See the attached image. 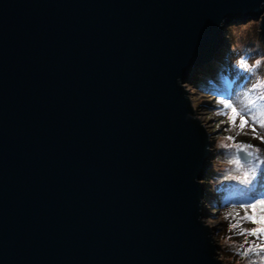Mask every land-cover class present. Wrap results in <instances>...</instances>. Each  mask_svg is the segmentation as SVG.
Wrapping results in <instances>:
<instances>
[{
  "label": "water",
  "instance_id": "1",
  "mask_svg": "<svg viewBox=\"0 0 264 264\" xmlns=\"http://www.w3.org/2000/svg\"><path fill=\"white\" fill-rule=\"evenodd\" d=\"M247 21L264 0H0V264H224L184 85Z\"/></svg>",
  "mask_w": 264,
  "mask_h": 264
},
{
  "label": "rangeland",
  "instance_id": "2",
  "mask_svg": "<svg viewBox=\"0 0 264 264\" xmlns=\"http://www.w3.org/2000/svg\"><path fill=\"white\" fill-rule=\"evenodd\" d=\"M224 36V44L212 63L196 70L198 75L184 85L197 118L210 136L212 161L216 157L215 153L225 155L227 160L210 169L214 177H219L218 185L223 184L221 191L215 192L210 185L211 174L208 173L203 180L207 195L203 201L204 219L212 227L219 258L228 254L233 257L232 264H264V234L250 235L261 225L245 219L253 214L252 209L249 207L248 212L240 218L247 223V228L242 231L244 240L248 238L251 241L246 247L237 244L232 232L227 233L222 229L220 220V210L227 206H247L253 198L264 196V164L253 162L257 163L258 171L255 177H249L251 183L247 184L242 182L248 168L246 162L240 160L239 164L230 163L231 159L227 155H236V145H250L257 152L264 151V128L259 127L258 123L254 125L249 116L245 115L249 122L241 130L240 118L237 117L233 124L230 110L223 106L225 100L233 102L237 108L246 105L248 100H257V105L250 107L253 112H258L260 104L264 103L258 99L264 95V39L255 21L229 26ZM257 59L261 60L258 67L255 65ZM253 127L256 128L255 132ZM235 159H238L237 155ZM260 214L257 209V215ZM254 247L256 250L252 251Z\"/></svg>",
  "mask_w": 264,
  "mask_h": 264
},
{
  "label": "snow or ice",
  "instance_id": "3",
  "mask_svg": "<svg viewBox=\"0 0 264 264\" xmlns=\"http://www.w3.org/2000/svg\"><path fill=\"white\" fill-rule=\"evenodd\" d=\"M259 101H264V95L259 96ZM235 103L239 104L240 101H235ZM257 100H248V103L246 105H242L240 108L234 107L233 102H230L228 100L224 101V108L229 109L231 112L230 120L233 124H235L236 118H240V128L241 130L248 124V120L245 119V115L249 116V119L253 122V124L259 125V127L264 128V103L260 104V108L258 112H253L252 107L250 106H256ZM223 114V113H222ZM253 132L256 131V128L253 127ZM264 140V138H262ZM237 151L241 153H245L242 159L245 160L246 164L248 165L247 170L244 173L243 181L244 183L250 184L251 180L249 179L250 176L255 177L256 173L258 171L257 169V163L264 164V151L257 152L254 150L250 145H236ZM251 158V159H249ZM257 163H253V162ZM235 164L240 163V158L234 159L232 161ZM245 210L247 208H251L253 214L251 216H246L245 219L251 221L252 223H258L261 225L260 228H257L253 230L250 235H258V234H264V196L254 200L250 205L244 206ZM257 209H259L260 215H257ZM256 247H260L257 245ZM256 248L254 247L252 251H255ZM247 255V252L244 253Z\"/></svg>",
  "mask_w": 264,
  "mask_h": 264
},
{
  "label": "trees",
  "instance_id": "4",
  "mask_svg": "<svg viewBox=\"0 0 264 264\" xmlns=\"http://www.w3.org/2000/svg\"><path fill=\"white\" fill-rule=\"evenodd\" d=\"M198 73L199 72H196L195 75L197 76ZM227 155L230 157L229 159H231V161H229L230 163L235 159V156H236L234 154H232V155L227 154ZM215 156H216L215 159L212 161V167L217 166L219 164V162L221 163V161L227 162L225 155L223 156V154L219 155V154L215 153ZM210 172H212V170L209 171L208 173H209V175L210 174L213 175V173H210ZM214 174H215V172H214ZM211 175L209 177H212L213 179L212 178L210 179V181H209V182H211L210 185H212V187L215 189V192L218 193V191L222 190L223 184H220V186H219L218 185L219 183H217V182H219L218 181L219 177L218 176L214 177V175L213 176H211ZM213 195H215V194L213 193ZM217 197L219 198V196H217ZM254 200H256V199L253 198V200H251V202H253ZM244 201H246V198L244 199ZM248 210H249V208H247V210H245L244 206H235V205L227 206L226 209L220 210V213L222 215V216L220 215V220H221V223L223 224L222 229L224 231H226L227 233L232 232V235H234L236 237L237 244L241 247H246L251 242L248 238L247 239L245 238L246 240H244V235L242 234V231L247 228V223L240 219L243 217L244 214H246L248 212ZM230 226H231V229H228V227H230ZM220 259L223 261L224 264L234 263L233 257L228 255V254L221 255ZM229 259H230V261H229Z\"/></svg>",
  "mask_w": 264,
  "mask_h": 264
},
{
  "label": "clouds",
  "instance_id": "5",
  "mask_svg": "<svg viewBox=\"0 0 264 264\" xmlns=\"http://www.w3.org/2000/svg\"><path fill=\"white\" fill-rule=\"evenodd\" d=\"M260 64H261V60L257 59V60L255 61V65L258 67Z\"/></svg>",
  "mask_w": 264,
  "mask_h": 264
}]
</instances>
